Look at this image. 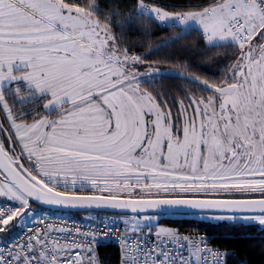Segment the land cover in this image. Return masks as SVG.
Returning a JSON list of instances; mask_svg holds the SVG:
<instances>
[{"label": "snow or ice", "instance_id": "6c2138e0", "mask_svg": "<svg viewBox=\"0 0 264 264\" xmlns=\"http://www.w3.org/2000/svg\"><path fill=\"white\" fill-rule=\"evenodd\" d=\"M101 3L89 11L98 16ZM120 3L106 4L109 37L88 23H45L32 0H0V264H231L238 255L172 217L264 236V0H127L126 13ZM114 16L125 17L121 38L132 31L149 42L153 27L196 23L203 48L219 39L235 50L232 62L196 90H154L145 71L179 73L138 65L181 35L122 46ZM82 61L113 86L93 91L57 75ZM163 62L186 67L171 55ZM101 237L115 259H101Z\"/></svg>", "mask_w": 264, "mask_h": 264}, {"label": "trees", "instance_id": "16d2710c", "mask_svg": "<svg viewBox=\"0 0 264 264\" xmlns=\"http://www.w3.org/2000/svg\"><path fill=\"white\" fill-rule=\"evenodd\" d=\"M75 2L76 0H73V5H75ZM87 2L88 0H80V4H85ZM93 2L95 4V0H93ZM108 2L109 0H102L101 5L97 8L99 13L98 17L102 21L108 19V10L106 9V4ZM115 2L116 0H112L113 4H115ZM157 2L174 5L176 7H196L205 3H210V0H157ZM120 6L126 13L128 7L127 0H121ZM124 18V16H114L112 18V24L117 25V27H115V35L117 36V39H121L122 46L129 45L135 49L141 44L148 45L150 43L152 47H155L163 41L169 40L173 36L181 35L180 40L159 49L149 57V60L146 61V63L149 64L152 69L160 68L165 71L183 73L206 82V78L215 77L219 79L221 77L223 74L222 72H224L226 68L229 56L233 54V48L230 46L216 45L211 49L205 50L202 46L203 40L195 29L181 32L168 26L167 31L161 32L153 27V33L157 36V39L152 40L151 42L147 39H138L140 35L139 32L132 31H125L121 38L122 29L118 25ZM110 30L113 35L111 27ZM133 41H135L134 44ZM147 51V48H140L141 53ZM170 55L172 61H176L177 58H179L180 62L185 64L186 67L177 68L175 63L163 62L167 61ZM153 61L162 62L153 63ZM152 77L156 78L154 84L157 86L153 84L148 85V83L145 85L154 90L162 86L170 96L176 95L178 90L186 91L187 88L183 87L185 85H190L196 90V84L187 79L162 76ZM175 220H181L184 222L181 230H203L206 233L213 235V244L220 249H226L229 252L238 253V255H235L234 259L230 258L231 264H243L244 260H247L248 264H264V256L261 255V252L264 251V236L261 235L258 228H245L234 231L229 228L227 224H218L215 221H201L191 216L171 218V221ZM116 251V248L111 245H105L99 248L100 257L104 260L115 259Z\"/></svg>", "mask_w": 264, "mask_h": 264}, {"label": "rangeland", "instance_id": "374dc122", "mask_svg": "<svg viewBox=\"0 0 264 264\" xmlns=\"http://www.w3.org/2000/svg\"><path fill=\"white\" fill-rule=\"evenodd\" d=\"M33 4H41L42 6L39 8L32 7L30 10L35 13V15L38 18H41L45 23H49L52 25H62L65 22H68L72 24L73 28L70 30H74L76 27H83L84 23H88L89 27L98 28L99 31L105 32L109 35V37L112 36L110 27L108 24L105 23V21H102L96 14L89 11V8L94 5L93 0H88L87 3L81 4L83 7L77 8L75 5H67L63 4L62 0H32ZM53 5L55 7H53ZM57 9H67L70 13H76V16L71 18H65L62 20L60 18V13ZM251 11V10H250ZM96 12L98 10L96 9ZM171 28L177 29L178 31L184 32L186 30H192L195 29L198 31L197 24L189 22L185 26L177 27L174 24H170ZM220 45V46H229L225 43H222L219 39L215 40L213 43V46ZM115 47V44H113V48ZM234 49L232 51V55L229 56V60L226 63V68L221 77L225 74V71L228 69L229 64L232 62V57L234 55ZM103 67V66H102ZM138 67L142 69H152L149 64L146 62H143L138 65ZM81 69H85L83 74L79 75L78 77L75 75L76 73H80ZM92 70L88 67V62L82 61L78 67L75 68V72H73L70 68L65 66H57V75L64 79L66 76H71L73 79V82L76 83L77 80L81 85L84 87H91L93 91H105L108 88L112 87L113 85L105 79L97 80L94 74H91ZM148 72L145 71L144 75H146ZM149 79L145 81V84L148 83V85L153 84L155 85L156 78L152 76H148ZM220 77V78H221ZM154 81V83H153ZM203 81V80H202ZM205 82V81H204ZM35 87V84L32 85ZM157 86V85H155ZM183 86V85H182ZM184 88H193L194 87L190 85L183 86ZM7 86L5 85V94L8 93ZM144 86H141V91H144ZM3 101L0 99V104H2ZM68 217V216H67ZM71 218V217H70ZM205 221H211V220H205ZM221 224H227L228 222H220Z\"/></svg>", "mask_w": 264, "mask_h": 264}, {"label": "built area", "instance_id": "2783aa9c", "mask_svg": "<svg viewBox=\"0 0 264 264\" xmlns=\"http://www.w3.org/2000/svg\"><path fill=\"white\" fill-rule=\"evenodd\" d=\"M66 220H71L70 217H65ZM182 232H188V233H191L193 235L195 234H200V235H203V236H206L207 238H209L210 240H212L213 238V235L212 234H209V233H206L205 231L201 230V231H197V230H194V231H187V230H181ZM101 244H100V247L101 246H105V245H111L110 241H108L107 239L101 237ZM112 246V245H111ZM213 247H217L216 245H212ZM114 247V246H113ZM219 248V247H218ZM117 250V249H116ZM222 250V249H221Z\"/></svg>", "mask_w": 264, "mask_h": 264}, {"label": "water", "instance_id": "95a60500", "mask_svg": "<svg viewBox=\"0 0 264 264\" xmlns=\"http://www.w3.org/2000/svg\"><path fill=\"white\" fill-rule=\"evenodd\" d=\"M168 72L178 73V72H173V71H168ZM145 76H161V75L159 73L153 72L151 74L147 73ZM181 77H183V79H187V80H189V81H191L193 83H195L196 81H199L200 84L205 83L204 81H202V80H200L198 78H195V77L183 74V73H179L178 76H173V77H170V78H180V79H182Z\"/></svg>", "mask_w": 264, "mask_h": 264}, {"label": "flooded vegetation", "instance_id": "af4514ba", "mask_svg": "<svg viewBox=\"0 0 264 264\" xmlns=\"http://www.w3.org/2000/svg\"><path fill=\"white\" fill-rule=\"evenodd\" d=\"M19 75H23V73H21V74H19ZM20 87H21V90H23V88H24V84L22 83L21 85H20ZM6 91H8V90H6ZM3 101V100H2Z\"/></svg>", "mask_w": 264, "mask_h": 264}]
</instances>
